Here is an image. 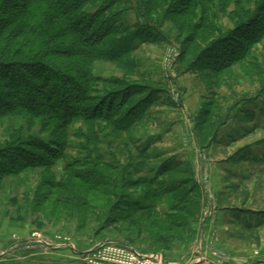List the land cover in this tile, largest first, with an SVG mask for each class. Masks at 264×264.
Instances as JSON below:
<instances>
[{"label":"trees","instance_id":"trees-1","mask_svg":"<svg viewBox=\"0 0 264 264\" xmlns=\"http://www.w3.org/2000/svg\"><path fill=\"white\" fill-rule=\"evenodd\" d=\"M128 2L0 0V119L19 116L28 127H40L52 136L50 143L60 152L54 155L58 150L31 141L28 145L40 155L25 160L19 167L13 165L19 154L3 156L9 162H0V182L26 169L40 167L52 171L55 160L64 156L69 128L76 122L103 121L113 129L114 136L126 134L131 140L137 126L149 120L150 109L155 106L154 94L160 89L150 81V86L143 88L150 89L148 96L130 104L142 93L140 87L115 78L110 83L118 90H103L105 94L96 102L94 82L107 83V80L94 75V64L115 63L137 75L135 43L163 41L162 28L166 22L176 24L180 36H185L181 63L192 55L189 66L210 69L217 77L234 63L249 58L252 47L264 39V0H138L135 9L142 22L133 27L124 21L131 7ZM90 5L97 6V10L86 12ZM217 13H228L233 28L225 31L214 23ZM37 95L41 97L36 98ZM193 119L197 144L205 149L213 143L225 121L213 102ZM91 132L89 126L92 143L96 145L99 143L95 140L96 133ZM16 135L19 138L21 133ZM147 151L146 148L144 152ZM139 158L142 165L141 153ZM76 163L81 167L79 170L65 165L64 175L59 180L52 175L48 184L58 196L54 198L56 208H64L58 209L61 219L57 223L64 217L74 218L81 231L94 223V238L109 236L149 252L152 249L147 245L138 246L135 241L151 240L161 250H167L193 239L192 222L199 212L201 193L190 162L169 158L153 172L154 178L136 180L101 156ZM165 197L172 204L161 210L159 205ZM42 214L41 219L50 216ZM135 214L140 217L132 219ZM142 214H151V220L143 222ZM128 221L132 222L128 224L132 225L130 233L123 234L122 225ZM162 237H166L165 241Z\"/></svg>","mask_w":264,"mask_h":264},{"label":"rangeland","instance_id":"rangeland-1","mask_svg":"<svg viewBox=\"0 0 264 264\" xmlns=\"http://www.w3.org/2000/svg\"><path fill=\"white\" fill-rule=\"evenodd\" d=\"M137 1L128 2L131 7L124 21L130 27L142 22L136 14ZM96 10L97 6L90 5L86 12ZM227 14L217 13L214 21L225 31L234 25ZM162 32L165 38L161 42L135 43L137 49L133 58L137 75L115 63L94 64V75L107 80V83L102 80L94 82L97 93H93V98L96 102L105 94H102L103 90H118L110 83L115 78L140 87L142 93L134 97L130 104L148 96L150 89H145L150 86V81L160 89L154 94L155 106L150 109L149 120L145 121V125L137 126L131 140L126 134L114 136L113 129L103 121L76 122L69 128L64 156L55 160L52 171L40 167L26 169L20 174L6 176L0 182V264H87L82 255L103 244L130 247L143 255L159 256L163 264H193L198 259L201 246L205 256L212 261L219 256L225 264H264V39L252 47L249 58L242 63H234L220 73L221 77H217L219 75L210 69L189 66L192 55L181 63L179 57L185 36H180L176 24L166 22ZM210 102L219 107V114L225 123L211 144L214 145L211 160L204 156L201 165L197 159L198 151L192 144L195 137L193 117ZM192 125L193 133L190 130ZM89 126L94 132L91 134L96 133L95 140L99 142L96 145L92 143ZM16 132L21 133L19 138ZM51 140L52 136L47 131L38 126L28 127L19 116L3 117L0 119V162L8 164L3 156L19 154L13 164L19 167L25 160L39 156V151L28 145L31 141L58 150L50 143ZM146 148L148 151L145 153ZM95 149L98 151L94 152ZM139 153L144 158L142 165ZM56 154H60L59 150ZM97 156L119 165L135 180L154 178L153 172L169 158L191 161L194 176L195 170L201 166L208 174L211 168V174L215 173V183L210 182L206 175L202 179L203 190L207 192L212 208L202 216L200 204L192 222L193 239L177 243L167 250H161L156 246L159 244L151 240L135 241L138 246L140 243L147 245L152 249L149 252L109 236L94 238V223L84 231L79 229L74 218L68 220L64 217L62 222L57 223V219H61L58 209L64 211V208H56L54 198L58 196L48 185L51 176L59 180L64 175L65 165H73L74 170H79L81 167L77 161L96 160ZM83 168L86 169V166ZM132 198L135 199V195ZM164 201L167 206L172 204L169 197ZM222 206L235 209H229L231 215L225 211L224 221L218 222L216 215L223 213L219 209ZM43 212L50 216L41 219ZM142 215L143 222L152 218L151 214ZM136 216L140 217L135 214L131 218ZM199 217L203 226L208 221L209 226L214 224L215 233L203 234ZM128 222L123 223L121 233H130L132 225L128 224L132 222ZM114 228L112 233L116 232Z\"/></svg>","mask_w":264,"mask_h":264},{"label":"built area","instance_id":"built-area-1","mask_svg":"<svg viewBox=\"0 0 264 264\" xmlns=\"http://www.w3.org/2000/svg\"><path fill=\"white\" fill-rule=\"evenodd\" d=\"M96 248L82 255L87 264H163L161 257L143 255L130 247L103 244ZM220 254L222 255V252ZM193 264H225V262L219 256L212 261L201 253Z\"/></svg>","mask_w":264,"mask_h":264},{"label":"crops","instance_id":"crops-1","mask_svg":"<svg viewBox=\"0 0 264 264\" xmlns=\"http://www.w3.org/2000/svg\"><path fill=\"white\" fill-rule=\"evenodd\" d=\"M192 117V116H191ZM188 130V129H187ZM190 130H192V133H193V125H192V127H191V129ZM183 135H184V131H183ZM194 136V135H193ZM189 144V143H188ZM192 144L194 145V149L195 150H197L198 152H197V155H198V160H200L201 161V159L205 156H207L208 158H207V160H211V157H210V155H213V154H211L212 153V150L211 149H213V146L214 145H211L210 147H208L207 149H205V150H201V148L198 146V144H197V141H196V139H195V137H194V142H192ZM186 149V148H185ZM193 150V149H192ZM182 162H184L185 160L183 159V160H181ZM186 162V161H185ZM187 162H190L191 163V161H187ZM201 165H203L202 164V161H201ZM200 165V166H201ZM196 171V176H194V178H195V181H196V183L198 184V186H199V188H200V193H201V211H200V214H202V216L204 215V212H206L207 210H209V209H211L212 208V204H211V202H209L208 200H207V192L206 191H204L203 190V187H204V182H203V179L202 178H204V176L206 175V176H208L209 178H208V180H210V182H212V183H215V173H213V174H211V168H210V170H209V174L207 173V170H204V169H202V166L200 167V168H198L197 170H195ZM167 197H165L164 199H163V201H162V203L159 205V209L161 208V207H164V209L165 210H167L170 206H171V203L169 204V206H167V202L165 203V199H166ZM172 202V201H171ZM231 207H228V206H222V208H219V209H221V211H223V213L222 214H217L216 215V219L218 220V222L221 220H223V219H225V216L227 215V214H224L225 213V211H227V213H228V215H231L230 214V211H229V209H230ZM163 209V210H164ZM232 209V208H231ZM199 220H200V226L199 227H201V231H203V234H205L206 236L208 235V233L209 234H211V233H215V230H213V228L212 227H214V224H212L211 226H209V221L208 222H206V224L203 226L202 225V218L201 217H199ZM208 220V219H207ZM224 221V220H223ZM219 224V223H218ZM216 225H217V222H216ZM197 235L198 234H196V237H197ZM201 235V234H200ZM202 238V236L200 237V239ZM207 238V237H206ZM219 239V238H218ZM223 247V246H222ZM224 249V248H223ZM225 250V249H224ZM200 251V254H198V256L199 255H201V253H204L205 254V250H203V248H202V246H201V249L199 250Z\"/></svg>","mask_w":264,"mask_h":264}]
</instances>
